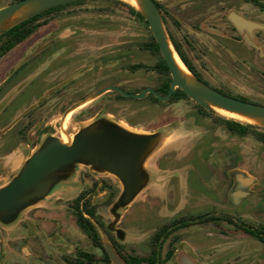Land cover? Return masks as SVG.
I'll use <instances>...</instances> for the list:
<instances>
[{
	"label": "flooded vegetation",
	"instance_id": "1",
	"mask_svg": "<svg viewBox=\"0 0 264 264\" xmlns=\"http://www.w3.org/2000/svg\"><path fill=\"white\" fill-rule=\"evenodd\" d=\"M244 1L258 5L251 0ZM155 2L162 13L164 23L167 25L165 17L167 12L164 6L157 0ZM261 8L264 10L263 7ZM225 10L226 13L223 18L219 17L218 13L212 14V17L206 18L204 22L199 24L198 30L222 38L233 47V45L242 42L243 38L249 37L244 35L229 19V14L234 12L238 15H244L248 19L252 18L243 14L235 6L225 7ZM211 29H217L219 32ZM40 31L38 30L37 33ZM62 31L49 30V32L42 35H37L36 33L28 38L27 41L17 44L0 56V172L3 169L11 168L13 170L15 166L13 161L15 159L18 160L21 157L29 160L39 150L38 147L45 137L55 136V133H51V124L49 122L46 124L41 122L37 113L39 110H45L48 105V98L58 97L62 103V112H66L74 104H79L75 107L77 108L88 103L89 101L85 102V100L92 96L89 92H83V88L78 86L84 80L83 78L64 82L67 78L60 76L59 79L53 78V80H49L50 76L62 67L59 65L61 59L72 56L76 50L77 45L71 41L72 37L62 38ZM259 32L264 31H256L257 37ZM167 33L180 58L182 59L181 52L195 67L201 77H199L200 80L210 85L199 72L197 66L186 55L175 35L169 29ZM52 34L54 37L56 34L58 35L55 41L49 43L29 42V40L39 39L43 36L45 37V35ZM36 35L38 37H35ZM9 56H15L16 58H8L5 61V58ZM111 57L114 59V55ZM7 61H9V64L6 63ZM182 61L184 62L183 59ZM158 62L159 60L152 65L144 63L128 64L127 67L132 72L144 69L157 73L159 77L161 76L159 84L148 85L142 90L151 87L161 93V90L166 87L165 84L168 78H170L171 88V70L168 76L160 69L152 68L157 66ZM139 65L141 67H132ZM91 69H85V72L89 70V74L93 75L97 67L91 66ZM89 74L84 77L90 78L88 77ZM110 86H119L126 90L125 86L120 82H110L109 85L97 90V92ZM76 88L79 89L73 92V89ZM218 90L221 91L222 89ZM134 93H140V91ZM120 94L124 96L120 91L107 89L98 95L102 97L109 95L108 99L110 97V102H107V109H111L112 103L122 100H144L150 97L154 101L152 95L157 97L153 92H148L143 98L128 96L122 98ZM230 96L236 97L233 94ZM158 99L160 101L154 102L162 103L170 100ZM36 103L37 105H35ZM104 108L105 106H102L97 114L103 111ZM109 114L114 115L111 112ZM69 116L70 112L69 114L67 113L65 121L61 124L59 130L61 136L58 138L60 141L64 137L63 126L67 127ZM137 124L139 123H135V125ZM117 126L120 129H124L120 124ZM53 128L56 127L53 126ZM154 151L155 149L152 152ZM149 156L141 165L146 181L139 192L149 191V186L153 181L146 168ZM198 157L197 161H195L193 156L191 161L193 165H191L192 167L188 172L191 177L197 173L200 178L206 181L208 177H212V173L207 170L205 162L208 155ZM159 165L162 166L161 163ZM194 165L197 166L196 169ZM237 167H241V165L233 169ZM175 169L180 170L179 168ZM233 169L223 172V176L218 177L221 188L219 192L215 189L214 196L210 195L208 191L203 192L204 194L194 200V205L198 203L194 208L185 207L182 210H178L180 203L178 198L173 209L174 215L170 218V221L159 226L148 242L145 240L140 243L138 249L133 247L132 250H128V241L127 237L125 238V229L122 226V222L126 217V214L122 212V208L128 205L122 207L119 204L125 191L123 181L121 180L122 185H116L114 176H112L114 173L110 171L106 173L102 172V169H100L101 171L94 170L97 174L85 176L84 171L80 170L77 180L72 182L74 190L65 193V197L54 198L55 200H49L48 205L34 206L24 213L23 218L17 223L23 228V232L26 233L23 237L18 238L13 234L10 237L11 239L6 238L7 243L3 241L4 234L0 237V252L2 250V258L5 261L1 262L3 264H114L105 246L107 240L113 244L116 251L130 264H168L169 262L180 264L178 256L181 253L192 257L197 264H264V204H262V192L255 194V190L249 191L248 186H251L250 182L253 177L248 174L242 175V172ZM1 178L2 175H0ZM238 179L243 180L245 185H240ZM173 181L174 187H177L178 178L176 176H174ZM169 183L172 184L171 180ZM225 189H228V192L223 199L222 195ZM236 189H240L239 193H242L241 195L251 197L245 203L249 206L248 214L250 217L248 218L241 217L235 212H230L232 209L234 211V202L237 199L230 193ZM61 199L71 201L69 202V211H63L66 208L62 205L63 203L58 202ZM209 200H212L213 203H209ZM225 201L232 207L228 208ZM166 203L168 206V200H166ZM134 204L132 207H135ZM154 205L148 200L139 201V209H134V219L139 213L144 216L143 219H138L142 224L145 223L147 225L148 221H155V215H153L151 210L154 209L152 208ZM103 207H107L106 212L103 211ZM105 215H108V220L105 219ZM80 218L84 221L88 220L86 225L92 226V235L84 231L78 224V219ZM64 223L68 225L67 227L73 228L78 234L70 236L63 233ZM165 227H167L165 233L158 235V232H161ZM203 227H207L209 230L201 231ZM2 231L6 232V229L2 227ZM10 243L13 244L14 250L9 245ZM143 250H147L148 253L141 254Z\"/></svg>",
	"mask_w": 264,
	"mask_h": 264
},
{
	"label": "rangeland",
	"instance_id": "2",
	"mask_svg": "<svg viewBox=\"0 0 264 264\" xmlns=\"http://www.w3.org/2000/svg\"><path fill=\"white\" fill-rule=\"evenodd\" d=\"M157 1L164 6L167 12L165 14L167 25L164 23L166 30L169 29L175 35L186 55L211 86L264 105V50L247 37L232 47L228 41L198 30L199 24L206 18L217 13L219 17L223 18L226 13L225 7L231 6H235L250 18L264 23V10L260 6L246 3L244 0ZM13 2L15 0H0V8ZM103 6H108L113 11L100 12L98 8ZM39 30L41 31L37 35L47 33L49 30H63L61 37H72L71 41L77 45L72 56L61 59L59 65L62 67L53 73L49 80L59 79L60 76L67 78L64 82L83 78L84 80L78 86L83 88V92H89L92 95L89 98L92 100L77 108L75 107L79 104H74L66 112H62L61 100L55 96L48 98L45 110H39L37 113L41 122L51 124V133H55V136L45 137L38 149L50 140L60 138L61 124L65 121L67 113L70 112L67 119V132L72 137L87 128L104 124L116 126L120 124L132 134H157L161 140L167 139L166 149H164L166 153L164 154L169 162L173 161L168 165L174 166V169L179 168L187 172L193 165L191 163L193 156L197 161L198 156L201 155H208L205 161L207 170L212 173V177H215L216 181H218V177L223 176V172L230 171L238 165L244 166L250 171L264 169V143L258 141L253 134L246 137L231 135L223 126L216 124L213 118L201 114L191 99L159 103L147 97L144 100L114 102L111 109L106 108L110 97L108 99L109 95H103L104 97L98 95L97 90L109 85L110 82H120L130 92H142V89L148 85L159 84L161 77L153 71L141 69L132 72L127 67L128 64L134 63L152 65L158 60L157 55L140 48L139 43L150 36V31L135 17L129 15L127 9L113 3L90 0L84 4L72 5L56 12V18ZM37 35L35 37H38ZM57 36V34L55 37L53 34L45 35V37L36 38L37 40L32 39L29 42L49 43L55 41ZM258 39L264 44V32L258 33ZM113 55L114 59L111 57ZM8 58L15 59L16 57L9 56L5 58V61ZM6 63L9 64V61ZM91 66L97 67L93 75L89 74V70H92ZM85 69L89 70L85 72ZM87 74L90 78L84 77ZM78 89H73V92ZM73 97L75 96L73 95ZM102 106H105L104 110L97 114ZM214 112L216 116H224L215 110ZM135 123L139 124L135 125ZM153 154L154 152L149 156V164L155 159ZM27 161L28 159L20 157L13 161L14 165L18 167L17 169L14 171L11 168L3 169L0 172L2 175L0 187L9 183L12 177L22 170ZM195 164L197 165V163ZM196 165H194L195 169ZM74 170L76 177L80 170L84 171L85 176L97 174L94 170L101 171L99 168L87 164H76ZM147 171L154 180L155 176L152 175V172L148 169ZM102 172L108 173L106 170H102ZM112 176H114L116 185H122L121 179L117 175L112 174ZM224 191L223 199L226 197L228 189ZM143 195L146 194L143 193ZM149 197L150 202L155 204L152 207L154 209H151L155 215V221L150 220L147 225L139 222L137 217L135 219L133 217L134 209H139V199L134 204L135 207H128L130 211L125 212L127 207L122 208V212L126 214L122 226L125 229L128 250H132L133 247L138 249L140 243L145 240L148 242L159 226L169 222L174 214L166 205L165 197L160 195H149ZM223 199L222 203L224 204ZM50 200L55 199L52 197ZM64 201L61 199L58 202L65 206L66 209L63 211H69L68 207L71 201ZM226 205L228 208L232 207L228 202ZM102 209L107 211V207ZM230 212L233 213V209ZM165 213L169 215L160 217V214ZM107 216L105 215L106 220L109 219ZM2 225L6 224L2 222ZM206 230L209 228L203 227L201 231ZM68 233L73 236L78 234L75 230ZM3 234L4 241H6L8 239L7 231H2V227H0V237ZM9 245L14 250L13 244ZM147 253V250L141 252V254ZM2 256L1 250L0 262L4 261ZM168 264L173 263L169 262Z\"/></svg>",
	"mask_w": 264,
	"mask_h": 264
},
{
	"label": "water",
	"instance_id": "3",
	"mask_svg": "<svg viewBox=\"0 0 264 264\" xmlns=\"http://www.w3.org/2000/svg\"><path fill=\"white\" fill-rule=\"evenodd\" d=\"M72 1L74 0H18L0 8V25L26 5H31L32 10L19 22L44 10ZM141 1L143 7L137 8L149 21L161 53L171 70L170 92L162 95L150 87L140 93H134L127 92L119 86H110L101 90L99 94L112 89L120 91L124 96L143 98L148 92H153L161 100L167 101L177 88H181L193 101L208 110L214 111L210 106L212 103L243 114L264 117L263 104L230 96L200 80L187 67L196 78V84H189L176 65L170 47L171 40L155 0ZM229 19L244 35L264 50V44L256 36V31H264V23L234 12L229 14ZM12 26L1 29L0 34ZM211 30L219 32L217 29ZM163 140L157 134H132L112 124L87 128L79 132L71 145L59 139H52L29 158L22 170L13 176L9 183L0 187V219L6 223L11 222L18 213L44 198L53 189L55 183L63 180L66 177L63 172L73 173L76 164L92 165L117 175L125 185V191L119 201L120 206L124 207L133 201L146 181L141 169L142 162ZM239 190L236 189L232 195L237 198ZM177 201L178 194L174 185H170L168 189L169 208L174 209ZM105 246L114 264H130L116 251L112 243L106 240ZM178 261L180 264H197L192 257L182 253L178 256Z\"/></svg>",
	"mask_w": 264,
	"mask_h": 264
},
{
	"label": "crops",
	"instance_id": "4",
	"mask_svg": "<svg viewBox=\"0 0 264 264\" xmlns=\"http://www.w3.org/2000/svg\"><path fill=\"white\" fill-rule=\"evenodd\" d=\"M174 140V138H173ZM167 143V139L163 140L161 142V145H159L155 151H154V161L149 164V161L146 164V168L152 172V175H154V180L149 186V191H142L137 194V196L133 199V201L128 204L127 207L133 206L136 201H150L149 195H160L161 197H165L166 200H168V189L170 185H174V176L178 178V184L175 188L176 193L178 194V198L180 199L178 210H182L185 207H192L194 208L196 205H194V200L204 194L203 192L208 191L210 195L214 196V191H218L221 189L219 181L214 180L215 177H208V179L205 181L203 178H200L199 174L195 173L193 177L190 176L189 170L186 172L184 170H178L174 169V166L170 167L168 164L172 163L173 161L170 160V162L165 158L166 149L165 145ZM162 151V152H161ZM150 158V157H149ZM148 158V159H149ZM161 163L162 166L159 165ZM17 166L13 167V171L17 169ZM235 171H240L243 174H248L253 177L251 183V186H248V190L252 191L255 190V194L258 192H262L263 201L262 204H264V169L259 171H250L248 168L241 166L233 169ZM66 177L63 180H59L55 185L53 186V189L42 199L38 200L37 202L29 205L26 209L21 211L16 215V217L11 222H4L2 219H0V225L7 231L8 239H11V235L15 234L18 238L23 237L26 233L23 232V228L19 224H17L22 218L24 213L26 211L34 206H46L49 203V200L54 197H65V193L71 191L73 181L77 180L76 173H66L63 172ZM75 175V176H74ZM74 176V177H73ZM192 178V179H191ZM171 180V183L169 181ZM239 180V179H238ZM240 185H245L243 180L238 181ZM170 184V185H168ZM6 185V184H5ZM4 186V185H2ZM216 189V190H215ZM143 193L146 195L144 196ZM242 193L238 194V197L236 201L234 202V212L238 214L241 217L248 218L250 215L249 212V206L246 205V201L250 199L249 196H243ZM141 195V196H140ZM232 195V193H230ZM233 196V195H232ZM140 197V198H139ZM235 197V196H233ZM209 203H213L212 200L208 201ZM192 203V205H190ZM130 208H127V211H129ZM169 210L174 213V210L169 208ZM169 214H160V217H167ZM172 215V214H171ZM174 215V214H173ZM172 215V216H173ZM137 219H143L144 216L139 214L136 215ZM2 222L6 225H2ZM68 225L64 223V233L66 235L73 236V234H69L68 232L74 230L73 228L67 227ZM76 236V235H75ZM4 241V239H3ZM39 249V248H38Z\"/></svg>",
	"mask_w": 264,
	"mask_h": 264
},
{
	"label": "trees",
	"instance_id": "5",
	"mask_svg": "<svg viewBox=\"0 0 264 264\" xmlns=\"http://www.w3.org/2000/svg\"><path fill=\"white\" fill-rule=\"evenodd\" d=\"M88 1L90 0H74L72 2H68L65 4L52 7L28 19H25L19 22L18 24L12 26L11 28L7 29L5 32L0 34V45H1L0 56L8 52L10 49H12L17 44L25 42L27 41L28 38L34 36V34H36L39 29L48 25L52 20L56 18V12L61 11L72 5L84 4ZM94 1H104L107 3L117 4L118 6H121L127 9V12L129 13V15L135 17L139 22L144 24L145 27L149 29L150 36L145 41L139 43L140 48L143 50L144 49L150 50L154 55L158 56L159 62L157 63V66H153L152 68L160 69L164 74L168 76L170 75V67L167 61L165 60V58L163 57L161 50H160V46L158 42L156 41V38L150 28V23L145 17V15L142 13V11H140L136 6L130 3H127L123 0H94ZM251 1L256 2L258 5L264 8V0H251ZM98 10L100 12L113 11L112 8H108V6L100 7L98 8ZM180 55L182 56V59L184 60L186 66L199 78L200 75L197 73L195 67L183 56L181 52H180ZM132 67L135 68V67H141V66L139 65V66H132ZM165 85L166 87L163 90H161V93L163 95L168 94L170 90V78L167 79ZM221 91L224 92L223 90ZM224 93L231 95V93H228V92H224ZM120 96L122 98H125L121 94ZM236 97L246 100V101H250L249 99L242 97V96H236ZM152 98L154 101H160L154 95H152ZM182 99H191V98L188 96V94L183 89L177 88L173 94V97L169 100V102H177ZM195 105L201 114L213 118L216 124L223 126L231 135L239 136V137H246L250 134H253L258 141L264 143V127L263 126L253 124V123L241 122L239 120H236L233 118H227L221 115L216 116L214 111L208 110L196 102H195ZM86 222H88L87 219L85 221L82 220L81 218L78 219V224L84 229V231L92 235L93 234L92 226L86 225ZM166 229L167 227L163 228L161 232H158V235L164 234Z\"/></svg>",
	"mask_w": 264,
	"mask_h": 264
},
{
	"label": "bare ground",
	"instance_id": "6",
	"mask_svg": "<svg viewBox=\"0 0 264 264\" xmlns=\"http://www.w3.org/2000/svg\"><path fill=\"white\" fill-rule=\"evenodd\" d=\"M125 1H128L129 3H131L132 5H134V6L138 7V8H142L143 7L141 0H125ZM31 10H32V6L31 5H26L22 9L18 10L13 15H11L9 18H7L0 25V30L3 29V28H8V27L14 25L15 23L19 22L20 20L25 18ZM170 47H171V49L173 51L174 60L176 62V65L178 66V69H179L181 75L184 77V79H186V81L189 84H196L195 76L188 70L187 66L184 64V62L182 61L180 56L174 50V47H173L171 41H170ZM91 99L92 98H89L85 102H88ZM210 106L215 111L219 112L220 114H222L224 116L264 126V117H257V116H252V115H248V114H243V113H240V112H237V111H232V110H229L227 108H224L222 106H218V105H215V104H212V103H210ZM66 128L63 126V136L64 137L62 139V142L65 143V144L71 145L74 142V137L70 136L67 133Z\"/></svg>",
	"mask_w": 264,
	"mask_h": 264
}]
</instances>
